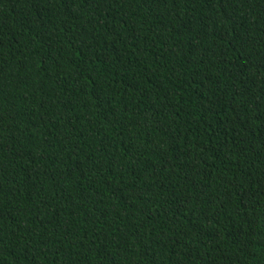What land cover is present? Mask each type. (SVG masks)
<instances>
[{"label": "trees", "instance_id": "16d2710c", "mask_svg": "<svg viewBox=\"0 0 264 264\" xmlns=\"http://www.w3.org/2000/svg\"><path fill=\"white\" fill-rule=\"evenodd\" d=\"M0 264H264V0H0Z\"/></svg>", "mask_w": 264, "mask_h": 264}]
</instances>
